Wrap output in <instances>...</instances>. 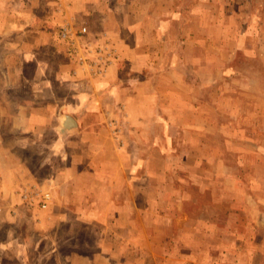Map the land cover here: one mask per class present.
<instances>
[{
  "label": "rangeland",
  "instance_id": "374dc122",
  "mask_svg": "<svg viewBox=\"0 0 264 264\" xmlns=\"http://www.w3.org/2000/svg\"><path fill=\"white\" fill-rule=\"evenodd\" d=\"M56 1L0 0V191L22 175L7 176L18 162L38 181L61 163L48 104L74 83L57 78L68 61L51 24ZM95 5L94 29L109 22L122 53L135 47L116 129L134 147L129 188L109 181L104 197L121 203L109 209L120 220L45 226L53 188L32 185L15 207L0 193V264H264V0L74 7ZM124 11L139 22L127 35Z\"/></svg>",
  "mask_w": 264,
  "mask_h": 264
},
{
  "label": "crops",
  "instance_id": "0c3cea01",
  "mask_svg": "<svg viewBox=\"0 0 264 264\" xmlns=\"http://www.w3.org/2000/svg\"><path fill=\"white\" fill-rule=\"evenodd\" d=\"M77 1L69 0L65 5V0H57L56 8L51 14V24L57 32L60 49L66 53L65 58L68 61L63 68L64 72H58L57 78L74 83L69 98L55 102L54 105L48 104V110H54L53 118L58 120L55 124L57 142L52 147L55 154L59 153L61 163L55 165L54 173L49 179L38 181L31 177L28 170H22L17 156L12 157V161L16 159L18 162V168L9 169L7 176H15L19 172L22 175L16 177L11 191H6L8 187L0 191L4 199L10 198V206H14L13 202H24L21 192L32 185L44 186V189L47 187L49 190L53 188L54 200L46 213L50 214V218L45 226L58 221L69 223L72 220L90 226L104 220V216L105 222L118 221L120 215L109 216V209L121 203L112 193L104 198L105 189L109 188V181L112 184L111 189L120 190L121 194L123 189L129 188V181L124 174L128 169L127 155L133 153L134 147H131L130 140L122 139L116 129L120 130L122 125L118 112L126 108V104L121 101L122 93L120 94V85L123 84L121 76L124 73L122 63L135 59L132 51L135 47L126 49L127 54L122 53L120 40L115 38L114 32L119 28L108 32L112 25L105 22L103 29H94L92 18L101 7L95 5L90 8L88 6L89 11L77 10L74 7L77 6ZM153 11L151 8L152 14ZM138 12L144 13L143 9ZM123 14L124 22L120 26L127 35L135 31L139 22L133 20L132 12L124 11ZM83 27L87 29L85 34H81ZM63 29L68 30V39L62 37ZM47 95L52 96L53 93L49 92ZM65 115L76 120L78 128L74 132L61 131ZM24 203L29 204L28 200ZM6 214L13 220L18 216L17 211L14 215L10 210ZM91 230L88 232H92Z\"/></svg>",
  "mask_w": 264,
  "mask_h": 264
},
{
  "label": "water",
  "instance_id": "95a60500",
  "mask_svg": "<svg viewBox=\"0 0 264 264\" xmlns=\"http://www.w3.org/2000/svg\"><path fill=\"white\" fill-rule=\"evenodd\" d=\"M77 122L76 120L70 116V115H65L62 120V126H61V131L63 133H71L77 130Z\"/></svg>",
  "mask_w": 264,
  "mask_h": 264
},
{
  "label": "built area",
  "instance_id": "2783aa9c",
  "mask_svg": "<svg viewBox=\"0 0 264 264\" xmlns=\"http://www.w3.org/2000/svg\"><path fill=\"white\" fill-rule=\"evenodd\" d=\"M87 32V29L85 27H83V29L81 30V34H85ZM71 34V32H69ZM62 37L65 38V39H68L69 38V34H68V30L67 29H63L62 30ZM27 197V196H26ZM43 198L45 199H49L50 198V195L47 193H43ZM46 203H44V206H45Z\"/></svg>",
  "mask_w": 264,
  "mask_h": 264
}]
</instances>
